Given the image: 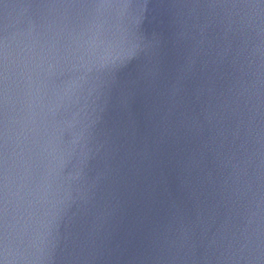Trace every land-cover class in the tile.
Instances as JSON below:
<instances>
[{"label":"clouds","instance_id":"9594fccd","mask_svg":"<svg viewBox=\"0 0 264 264\" xmlns=\"http://www.w3.org/2000/svg\"><path fill=\"white\" fill-rule=\"evenodd\" d=\"M0 264H264V0H0Z\"/></svg>","mask_w":264,"mask_h":264}]
</instances>
